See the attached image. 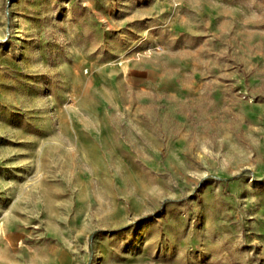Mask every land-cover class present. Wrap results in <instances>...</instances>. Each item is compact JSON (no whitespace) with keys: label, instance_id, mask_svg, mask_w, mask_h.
I'll use <instances>...</instances> for the list:
<instances>
[{"label":"rangeland","instance_id":"rangeland-1","mask_svg":"<svg viewBox=\"0 0 264 264\" xmlns=\"http://www.w3.org/2000/svg\"><path fill=\"white\" fill-rule=\"evenodd\" d=\"M0 264H264V0H0Z\"/></svg>","mask_w":264,"mask_h":264}]
</instances>
